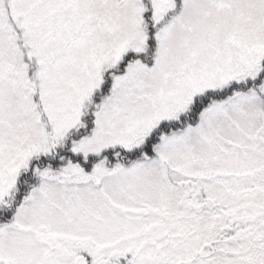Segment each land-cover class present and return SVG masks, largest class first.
I'll return each instance as SVG.
<instances>
[{"label": "snow or ice", "instance_id": "snow-or-ice-1", "mask_svg": "<svg viewBox=\"0 0 264 264\" xmlns=\"http://www.w3.org/2000/svg\"><path fill=\"white\" fill-rule=\"evenodd\" d=\"M0 264H264V0H0Z\"/></svg>", "mask_w": 264, "mask_h": 264}]
</instances>
